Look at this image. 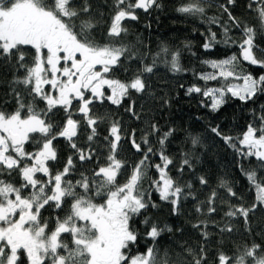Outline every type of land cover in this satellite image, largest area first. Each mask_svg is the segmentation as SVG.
<instances>
[{
	"label": "snow or ice",
	"instance_id": "1",
	"mask_svg": "<svg viewBox=\"0 0 264 264\" xmlns=\"http://www.w3.org/2000/svg\"><path fill=\"white\" fill-rule=\"evenodd\" d=\"M236 3L237 0H185L176 8L178 13L199 17L210 25L206 35L201 33L205 35V51L218 44L239 49V56L233 53L219 60H203L212 69L198 75L204 87L193 85L186 90L187 95L198 93L208 98L211 111H219L229 94L245 103L264 95V73L256 77L238 71L241 60L264 68V48L257 43V36H264V0H248L247 9L258 21L254 25L233 14L231 9ZM162 7L160 0H112L110 23L101 42L96 36L104 23V13L94 9L90 0H0V66H8L14 73L11 95L16 103L11 112L0 107V264H168L166 252L158 259V241L173 229L167 224L161 226L148 214L150 209L160 207L152 193L171 207L173 215L181 213L184 201L197 199L191 181L181 178L187 170L200 185H208L205 176L196 175L201 138L190 135L191 148L181 152L174 177L170 168L174 160L167 152L174 129L161 132L157 124L151 123L138 141L135 130L122 133L119 120L93 111L96 104L105 101L119 107L126 98L131 99L133 91L152 95L147 80L159 63L169 66L173 73L186 71L180 63V50L162 45L154 54L147 50L138 53L123 40L129 35L124 22L138 21L137 10L149 13ZM206 7L218 8L221 17L207 16ZM225 14L227 20L221 22ZM212 25L219 28V37ZM233 31L239 35H233ZM130 61L139 67L129 80L110 75L121 69L128 71ZM20 72L22 75H16ZM236 80L242 83H233ZM209 81L221 83L210 87ZM125 111L140 119L135 101ZM59 113L63 116L56 121ZM105 120L109 121L108 135L103 137L107 154L100 163L93 143ZM256 120L258 123L248 124L242 137L224 135L218 126L211 132L240 157L255 158L264 173V112ZM82 126L88 130L87 148L77 143ZM150 136L158 147H154ZM60 138L72 150L62 168L57 167L60 157L54 146ZM122 140L139 153L134 164L118 158ZM153 156L159 162H153ZM85 161L97 164L90 175L77 168V162ZM149 169H154L156 176L145 191L143 180ZM129 170L126 181L118 183L117 177ZM240 170L255 199L246 206L234 187L220 180L218 186L225 189L227 196L241 201H222L228 206L224 212L227 222L212 221L221 234L232 233L231 221L238 218L243 219L245 230L251 234L250 214L264 213V175L258 177L256 168L245 169L243 165ZM76 173L79 179L73 178ZM13 174L20 178L19 186L4 179ZM42 210L54 215L46 219ZM196 212L208 217L217 212L215 190L205 201L198 202ZM137 218L143 232L137 227ZM208 227L207 219L193 224V228L201 230L205 242ZM141 240H150L151 244L145 252L133 254ZM261 247L256 243L242 248L237 245L235 255L219 250L214 264H264ZM183 251L191 257L189 264H209L205 244L198 250L187 247Z\"/></svg>",
	"mask_w": 264,
	"mask_h": 264
},
{
	"label": "trees",
	"instance_id": "2",
	"mask_svg": "<svg viewBox=\"0 0 264 264\" xmlns=\"http://www.w3.org/2000/svg\"><path fill=\"white\" fill-rule=\"evenodd\" d=\"M160 2L163 5L162 8L155 11L150 10L149 13L137 10L138 21L124 22L129 28V35L123 37V40L133 46L138 53L147 50L154 54L159 51L162 45H166L170 50H180V63L186 71L173 73L170 71L169 66L159 63L154 74H151L150 79L147 80L150 85L148 92L152 95L137 94L133 91L131 99L126 98L119 107L105 101L103 104H96L93 111L97 115L104 116L107 114L109 119L119 120L122 133H131L135 130L138 141L151 123L157 124L161 132L174 129L167 146V152L174 160V166H170L171 174L174 177L177 175L176 168L180 164L181 152L188 151L191 148L190 135H198L201 138L203 146H198L200 160L196 164V175L205 176L209 183L207 186L200 185L195 176L187 170L181 178L185 182L191 181L193 192L196 194L197 199L192 200L189 198L184 201L181 213L173 215L171 207L166 203L160 202L155 192L152 193V199L160 207L150 209L148 214L161 226L167 224L173 229L172 233L165 232L160 237L158 241L160 256L158 259L164 257L166 252L168 264H189L191 257L183 249L191 247L198 250L201 244L206 246L209 264H214L219 250L224 251L228 255H235L237 245L242 248L245 244L256 243L260 244L262 246L261 250L264 251V213L257 212L254 216L250 214L251 234L245 230L242 218L231 221L233 226L232 233L221 234L212 224V221L221 224L227 222L224 212L228 210V206L222 201L230 200L232 204L241 203L236 198L228 197L225 189L218 186L221 179L228 181L234 187L238 195L243 197L242 202L247 206L253 203L255 193L249 190V183L242 174L240 165H243L245 169L256 168L258 177L259 175H264V173L260 172L259 162L255 158L245 159L240 157L220 137L211 132V128L218 126L224 135L234 138L242 137L248 124L258 123L256 117L264 112L261 107L264 106V95H258L253 100L245 103L238 98L231 97L229 94L226 97L227 102L219 111H211L207 106L210 103L208 98L203 97L201 94L192 93L187 95L186 90L193 85L204 87V81L198 79V75L201 72L212 71V69L202 63L203 60H219L233 53L239 56V49L236 47L225 48L223 45L218 44L214 49L205 51L202 45L205 42V35L210 25L199 17L178 13L176 8L184 3L185 0H160ZM216 2H223V0H216ZM90 3H92L94 9H99L104 13V23L96 36L98 41L103 42L110 23L112 0H107V2L105 0H90ZM247 3L248 0H237L236 5L231 10L244 23L257 24L258 21L255 14L247 9ZM206 14L209 17H221L220 11L216 7H206ZM226 20L227 16L225 14L222 16L221 22ZM211 27L213 31L218 33L219 37V28L215 25ZM232 34L235 36L239 35L235 31ZM257 43L264 48V36L258 35ZM146 62H150V60ZM127 67L128 71L121 69L110 73V75L121 81H127L139 65L135 61H130ZM238 71L251 73L253 76L258 77L264 73V68L251 66L241 60ZM13 75V71L8 66H0V107L9 112L14 111L16 107L15 100L11 95ZM16 75H22V72L16 73ZM219 83L221 82L209 81L208 86L216 87L219 86ZM233 83H242V80H236ZM18 90L23 92L22 87H19ZM166 100L168 101L167 104L165 103ZM131 101H135V111L140 115L139 120L125 111ZM39 107H43V105L40 104ZM62 116L63 113H59L55 118L56 121H61ZM108 128L109 121L105 120L98 127L99 136L93 143V147L96 148L97 155L100 157V163H104L107 154L103 137L108 135ZM87 131L82 126L77 138L78 146L88 147ZM149 139L153 142L154 147H158L155 144L154 137L150 136ZM54 146L57 148L60 157L57 167L62 168L67 156L72 155V150L68 148L67 142L63 138L54 141ZM26 147L31 150L30 146ZM118 158L125 159L129 164H134L140 158V155L131 148L129 143L122 140ZM73 159L76 161L75 156ZM152 161L159 162L155 156L152 157ZM96 167L95 161H85L82 164L77 162V168L89 175ZM129 174L130 170L128 173L118 176L117 182L124 183ZM155 176L154 169L147 170V177L143 180V189L145 191L149 190V181ZM73 178L79 179V173L74 174ZM4 179L12 181L17 186L21 183L20 178L15 174L11 177L5 176ZM212 190L217 192V212L211 217L197 213L198 202L205 201ZM52 215L54 213L50 210L47 212L42 210L44 218H50ZM201 219L209 221V227L207 228L209 238L206 242L200 234L201 230L193 228V224L198 223ZM137 227L141 232L144 231L143 226L139 224V218H137ZM150 244V240H141L138 248L133 249V254L137 251L140 253L145 252Z\"/></svg>",
	"mask_w": 264,
	"mask_h": 264
},
{
	"label": "rangeland",
	"instance_id": "3",
	"mask_svg": "<svg viewBox=\"0 0 264 264\" xmlns=\"http://www.w3.org/2000/svg\"><path fill=\"white\" fill-rule=\"evenodd\" d=\"M108 89L106 88L105 91H107ZM109 91V90H108Z\"/></svg>",
	"mask_w": 264,
	"mask_h": 264
},
{
	"label": "water",
	"instance_id": "4",
	"mask_svg": "<svg viewBox=\"0 0 264 264\" xmlns=\"http://www.w3.org/2000/svg\"><path fill=\"white\" fill-rule=\"evenodd\" d=\"M139 11H142V10H139ZM150 11V10H149ZM143 12V11H142Z\"/></svg>",
	"mask_w": 264,
	"mask_h": 264
}]
</instances>
